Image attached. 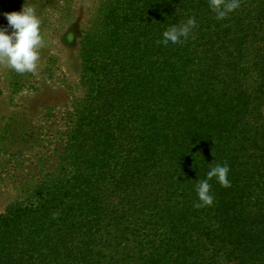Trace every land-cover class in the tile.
I'll use <instances>...</instances> for the list:
<instances>
[{
    "label": "trees",
    "instance_id": "trees-1",
    "mask_svg": "<svg viewBox=\"0 0 264 264\" xmlns=\"http://www.w3.org/2000/svg\"><path fill=\"white\" fill-rule=\"evenodd\" d=\"M24 2L0 0V27ZM30 2L44 35L74 29L80 71L44 112L38 180L0 212V264H264V0L222 20L208 0H96L81 16ZM190 17L189 38L161 42ZM217 163L230 186L213 178L196 207Z\"/></svg>",
    "mask_w": 264,
    "mask_h": 264
},
{
    "label": "rangeland",
    "instance_id": "rangeland-1",
    "mask_svg": "<svg viewBox=\"0 0 264 264\" xmlns=\"http://www.w3.org/2000/svg\"><path fill=\"white\" fill-rule=\"evenodd\" d=\"M95 2L75 0L73 5L77 15L81 16L85 8L94 7ZM72 23L76 24V21ZM66 29L60 34L53 31L46 33L47 43L41 49L37 71L35 74L22 75L23 84L17 83L18 73L6 64H0V212L22 193L21 179L26 180L28 176L32 181L38 180V164L42 163H38L39 156L49 154L50 147V134L44 128L51 119L47 120L44 112L55 100L60 104L67 98V93L71 94V89L66 91V96L55 86L62 89L75 86L79 77L78 35L73 29L71 41L67 42V35L63 36ZM37 91H40L38 95ZM23 115L27 119L26 129L33 127L30 132H35L39 126L42 128L39 142L30 140L24 134L28 131L21 129Z\"/></svg>",
    "mask_w": 264,
    "mask_h": 264
},
{
    "label": "clouds",
    "instance_id": "clouds-1",
    "mask_svg": "<svg viewBox=\"0 0 264 264\" xmlns=\"http://www.w3.org/2000/svg\"><path fill=\"white\" fill-rule=\"evenodd\" d=\"M240 4L241 0H208V7L215 13L217 20L226 18L229 13L238 9ZM4 16L8 27H0V64H6L19 74H35L40 61L41 49L47 43L42 31V17L36 5L30 0H25L21 11L4 13ZM195 27V19L190 17L186 22L172 25L163 31L161 42L164 44L182 43L189 38ZM229 171L227 163H217L209 168L206 178L199 180L195 186L199 200L196 207L212 205L213 195L209 181L213 178L222 187L230 186Z\"/></svg>",
    "mask_w": 264,
    "mask_h": 264
}]
</instances>
